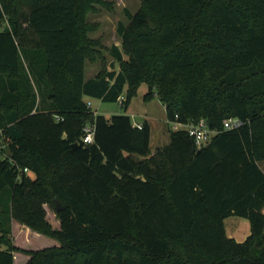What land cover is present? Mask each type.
Masks as SVG:
<instances>
[{
	"label": "trees",
	"instance_id": "1",
	"mask_svg": "<svg viewBox=\"0 0 264 264\" xmlns=\"http://www.w3.org/2000/svg\"><path fill=\"white\" fill-rule=\"evenodd\" d=\"M97 2L0 0V264H15L12 219L60 243L27 264H264V0H143L118 25L119 70L86 79L101 57L87 23ZM143 84L171 124L217 133L198 148L172 130L152 154L148 122L84 99L127 88V106ZM230 216L250 221L244 242L227 236Z\"/></svg>",
	"mask_w": 264,
	"mask_h": 264
},
{
	"label": "rangeland",
	"instance_id": "2",
	"mask_svg": "<svg viewBox=\"0 0 264 264\" xmlns=\"http://www.w3.org/2000/svg\"><path fill=\"white\" fill-rule=\"evenodd\" d=\"M142 2L143 0H99L93 5L87 14V23L92 27L88 36L100 43L101 57L96 62L86 61V79L97 76L102 68L111 69L110 66L113 63L114 69L119 70V62H116L110 53L113 46L121 48V38L117 33L118 25L122 22L127 26L130 22L129 14L135 15ZM126 91L127 88L124 96H126ZM148 91L149 88L146 84L141 85L137 95L127 106L121 105L120 102H103L89 96L84 99L90 104L93 112L107 118H111L113 115H129L134 124L148 122L151 127L150 147L155 152L158 146L168 143L173 127L166 119L165 107L158 96L154 94L148 99L145 98ZM259 166L264 171V161L260 162ZM29 175L35 177L33 173H29ZM45 209L48 222L54 230H59L60 221L55 210L48 205H45ZM9 224L11 227L10 237L13 245L17 248L15 264H27L31 258L29 252L60 246L56 239L39 234L14 219ZM224 226L227 236L234 238L237 242H244L251 234V224L247 218L230 216L225 219Z\"/></svg>",
	"mask_w": 264,
	"mask_h": 264
},
{
	"label": "built area",
	"instance_id": "3",
	"mask_svg": "<svg viewBox=\"0 0 264 264\" xmlns=\"http://www.w3.org/2000/svg\"><path fill=\"white\" fill-rule=\"evenodd\" d=\"M125 98L121 97L118 102L123 104ZM90 106V104L88 103ZM137 127H141V123L134 124ZM173 130L185 129L189 136H191L195 144L198 148H202L203 146L207 145L212 137L217 133L213 131L208 122L206 120H200L197 123H191L187 125H183L181 123L173 122L172 124ZM243 125V122L239 119H226L223 122V126L225 130H232L239 128ZM95 128L93 125H89L84 129V143L90 144L94 140Z\"/></svg>",
	"mask_w": 264,
	"mask_h": 264
},
{
	"label": "water",
	"instance_id": "4",
	"mask_svg": "<svg viewBox=\"0 0 264 264\" xmlns=\"http://www.w3.org/2000/svg\"><path fill=\"white\" fill-rule=\"evenodd\" d=\"M110 68L111 69H114V63H113V65H111L110 66ZM209 124V126H210V123H208ZM64 208H63V206L61 205V203L58 201V200H56V211L57 212H60V211H62Z\"/></svg>",
	"mask_w": 264,
	"mask_h": 264
},
{
	"label": "crops",
	"instance_id": "5",
	"mask_svg": "<svg viewBox=\"0 0 264 264\" xmlns=\"http://www.w3.org/2000/svg\"><path fill=\"white\" fill-rule=\"evenodd\" d=\"M95 113H96V112H95ZM169 141H170V136H169V139H168V141H167V142L169 143ZM168 143H167V144H168ZM163 146H164V145H163ZM160 147H162V146H158V147L156 148V150H157L158 148H160ZM156 150H155V151H156ZM151 152H152V154H154V153H155L154 151H152V149H151ZM263 172H264V171H263Z\"/></svg>",
	"mask_w": 264,
	"mask_h": 264
}]
</instances>
